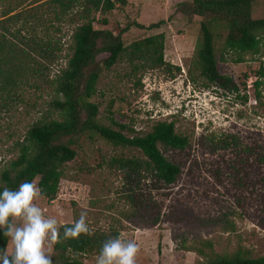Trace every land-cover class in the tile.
<instances>
[{
    "label": "rangeland",
    "instance_id": "1",
    "mask_svg": "<svg viewBox=\"0 0 264 264\" xmlns=\"http://www.w3.org/2000/svg\"><path fill=\"white\" fill-rule=\"evenodd\" d=\"M35 1L0 0V17L8 9L18 11ZM126 1L107 14L94 13L97 19L106 17L108 24L95 21L93 26L116 33L129 25L121 34L124 45L163 33L164 60L170 66L120 59L102 70L90 100L98 107L100 124L115 130L125 125L126 135H143L157 122H173L175 132L187 138L186 147L158 144V149L180 167V174L171 184L157 180L151 171L127 180L111 160L145 159L144 155L91 133L73 144L76 157L63 166L55 198L48 201L41 196L35 203L59 226L74 223L86 212L90 230H117L122 240L137 243L136 264L201 261L196 252L187 251L201 239L212 241L217 253L241 249L250 257L264 255V76L259 74L261 69L264 72V49L243 55L239 63L233 62L236 53L226 52L218 70L232 78L238 90L223 89L204 79L194 65L201 18L188 20L177 12L176 4L183 0ZM262 14L263 0H257L252 17ZM43 19L46 22L36 32L49 35L57 46L48 73L54 81L70 56L75 25L47 13ZM158 21L159 27L151 30L134 25ZM55 98L53 83L41 89L26 86L11 94L0 92V172L16 159L18 142L34 123L59 118L51 104ZM131 189L158 217L155 225H134L124 219L134 209L124 196ZM97 258L83 256L85 264H96Z\"/></svg>",
    "mask_w": 264,
    "mask_h": 264
},
{
    "label": "trees",
    "instance_id": "2",
    "mask_svg": "<svg viewBox=\"0 0 264 264\" xmlns=\"http://www.w3.org/2000/svg\"><path fill=\"white\" fill-rule=\"evenodd\" d=\"M257 0H183L175 10L188 18L200 17L199 36L194 48V65L199 74L210 83L227 90H238L234 80L221 74L218 62L225 60L228 51L238 56L233 62L243 61L245 54H258L264 49V0L263 14L252 17L253 4ZM126 0H37L18 11L6 10L0 19V92L11 94L26 86L41 89L54 84L56 98L52 108L59 118H44L34 123L18 142V156L0 172V191L4 187L15 190L25 181L36 183L42 196L48 201L55 198L62 176V168L76 157L73 144L82 136L91 133L113 145L139 150L145 159L115 157L111 160L124 177L134 178L142 171H151L157 180L166 184L176 181L180 167L167 160L158 149V144L184 149L187 138L177 134L173 122H157L145 134L126 135L120 130L100 124L98 107L91 102L96 93V84L104 68H110L120 59L129 63L145 61L151 67L170 66L164 60V34L157 33L124 45L121 34L129 25L114 32L95 28L93 23L106 26V17L96 18L94 13L107 14ZM57 21L66 20L75 25L71 34V53L66 66L54 81L49 79V70L56 60L57 46L49 35H39L38 26L46 22L45 14ZM161 21L143 25L141 29L158 28ZM20 24L18 28H14ZM99 55H103L98 59ZM259 74L264 76L261 69ZM245 77H247L245 75ZM134 209L124 215L127 222L155 225L144 199L132 189L125 195ZM206 223V222H205ZM220 223V222H219ZM65 223L60 226L61 243L54 246L53 264H85L83 256L99 255L102 244L119 236L117 230H90L91 235L82 234L78 239L63 240ZM204 226V222L200 221ZM226 229L228 224L224 223ZM9 238L0 232V253L7 249ZM194 251L203 259L193 264H264V255L250 257L241 249L217 253L213 242L198 241Z\"/></svg>",
    "mask_w": 264,
    "mask_h": 264
},
{
    "label": "clouds",
    "instance_id": "3",
    "mask_svg": "<svg viewBox=\"0 0 264 264\" xmlns=\"http://www.w3.org/2000/svg\"><path fill=\"white\" fill-rule=\"evenodd\" d=\"M41 196L37 183L29 181L0 191V232L10 242V250L0 253V264H53L54 246L62 242L60 226L35 203ZM86 217L81 212L72 226H64L63 240L91 235ZM138 252L136 242L110 238L102 244L96 264H136Z\"/></svg>",
    "mask_w": 264,
    "mask_h": 264
}]
</instances>
